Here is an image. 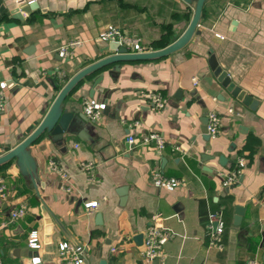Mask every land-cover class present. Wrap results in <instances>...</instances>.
Returning <instances> with one entry per match:
<instances>
[{
  "label": "crops",
  "instance_id": "obj_1",
  "mask_svg": "<svg viewBox=\"0 0 264 264\" xmlns=\"http://www.w3.org/2000/svg\"><path fill=\"white\" fill-rule=\"evenodd\" d=\"M193 11L184 0H0V80L8 86L0 109L4 152L35 130L77 72L117 51L116 41L98 39L109 24L155 50L184 32ZM77 38L83 43L61 56L59 48ZM211 51L254 104L236 105L209 67ZM149 94L164 106L155 108ZM86 98L106 104L98 119L84 117ZM64 105L85 121L62 138L46 131L29 147L35 181L17 158L0 164L6 186L0 195L2 264H30L34 256L37 264H65L62 242L83 248L84 264H147L136 237L155 221L174 235L164 246L165 259L149 264H246L251 257L264 264V0H206L182 49L109 63L85 76ZM210 109L221 116L213 140L205 131ZM152 131L165 135L162 150L142 143ZM240 158L241 174L225 185ZM52 159L71 174V192L51 170ZM89 161L97 165L93 177L80 170ZM156 169L183 183L174 190L156 187ZM90 200L99 201L92 212L85 207ZM23 203L27 213L12 221L10 211ZM212 212L225 221L221 249L210 245ZM33 230L38 250L27 245Z\"/></svg>",
  "mask_w": 264,
  "mask_h": 264
},
{
  "label": "built area",
  "instance_id": "obj_2",
  "mask_svg": "<svg viewBox=\"0 0 264 264\" xmlns=\"http://www.w3.org/2000/svg\"><path fill=\"white\" fill-rule=\"evenodd\" d=\"M215 34L221 38L224 36L218 32ZM98 39L102 41H116L121 45L125 46L129 52H148L154 50L151 45H147L141 36H131L126 33V31L117 25L109 24L104 30L98 35ZM83 40L80 38L68 41L66 44L62 45L58 52L61 56L66 57L73 54V50L81 45ZM197 81H195L196 83ZM7 83L4 80H0V109L2 110L6 104V90ZM155 108H162L164 106V101L160 96L155 94H149ZM106 108V104L97 101L95 98H86L82 104L83 114L89 119H98L102 111ZM140 122H134V125H139ZM207 133L209 134V139L213 140L219 136L221 133V116L217 109H210L208 111V122H207ZM128 141L130 143H136L137 139L133 133L129 134ZM143 144L153 143L155 147L162 150L166 145L165 135L160 131H152L145 134L142 138ZM79 143H74L73 147L79 148ZM4 149L0 146V155L4 154ZM50 168L52 171L56 172L61 178L63 188L66 191L71 192L74 188L71 174L61 166L56 160H50ZM245 166V160L240 158L237 164V168L231 170L224 180L225 185H231L237 180V177L241 174L242 169ZM97 165L94 162H82L80 165V170L82 172H87L94 176ZM153 184L158 188H165L168 190H174L176 187L181 185L183 181L175 177H167L160 170H154L151 175ZM6 194V186L4 180L0 179V195ZM99 206L98 200H90L85 202V207L89 212L94 211ZM28 206L23 203L10 211V219L16 221L25 216L27 213ZM210 226L212 227V235L210 245L212 247L222 248V234L225 230V221L221 212H212L210 214ZM174 232L167 226L160 224L159 222H152L143 231V258L145 263L149 264L152 261L158 260L161 262L166 257L165 244L169 239L172 238ZM27 245L32 250H38L41 247V242L39 239L38 232L33 230L30 232ZM59 249L65 256V264H84L85 262V252L80 246H74L67 242H62L59 244ZM113 250H117L118 247L114 246ZM39 262V257L34 256L30 264H37ZM0 264H2L0 262ZM246 264H262L256 257H251L247 260Z\"/></svg>",
  "mask_w": 264,
  "mask_h": 264
},
{
  "label": "water",
  "instance_id": "obj_3",
  "mask_svg": "<svg viewBox=\"0 0 264 264\" xmlns=\"http://www.w3.org/2000/svg\"><path fill=\"white\" fill-rule=\"evenodd\" d=\"M184 1L191 4L194 3L195 6L193 16L184 32L175 41L159 49L138 53L129 52L125 46L121 45L118 42H115L117 43V45L114 47L117 50L115 53L100 58L99 60L84 67L61 88L60 92L58 93L57 97L53 101L47 114L44 116L40 124L22 142H20L18 145L11 148L4 154L0 155V164H3L13 158H17V161L22 170L25 173L29 174L32 180L35 181V162L34 158L31 155L29 147L46 131H48L54 139L62 138L64 132L77 131L78 126L76 125V123L85 121L81 114L69 110L64 105L68 94L85 76L112 62L134 60L138 61L163 57L182 49L190 42L199 25L206 0ZM34 5L35 3L33 2L31 6ZM209 67L213 71L217 80L233 96L236 105L248 106L251 104V102H253V104L255 103L256 100H254L253 97L246 92V90L237 85L231 79V77L228 75V72L219 64L217 57L215 53H213V51H211L210 54ZM207 122L205 131L209 138V134L207 133ZM136 239L137 241H141V239L143 240V234L137 236ZM155 262L159 261L155 260ZM99 264H108V262L106 260H101Z\"/></svg>",
  "mask_w": 264,
  "mask_h": 264
},
{
  "label": "rangeland",
  "instance_id": "obj_4",
  "mask_svg": "<svg viewBox=\"0 0 264 264\" xmlns=\"http://www.w3.org/2000/svg\"><path fill=\"white\" fill-rule=\"evenodd\" d=\"M193 7L195 6L194 3H192Z\"/></svg>",
  "mask_w": 264,
  "mask_h": 264
}]
</instances>
